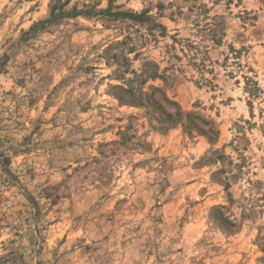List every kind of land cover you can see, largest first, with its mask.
Segmentation results:
<instances>
[{
  "label": "rangeland",
  "instance_id": "rangeland-1",
  "mask_svg": "<svg viewBox=\"0 0 264 264\" xmlns=\"http://www.w3.org/2000/svg\"><path fill=\"white\" fill-rule=\"evenodd\" d=\"M0 264H264V0H0Z\"/></svg>",
  "mask_w": 264,
  "mask_h": 264
},
{
  "label": "trees",
  "instance_id": "trees-1",
  "mask_svg": "<svg viewBox=\"0 0 264 264\" xmlns=\"http://www.w3.org/2000/svg\"><path fill=\"white\" fill-rule=\"evenodd\" d=\"M76 16V15H75Z\"/></svg>",
  "mask_w": 264,
  "mask_h": 264
}]
</instances>
